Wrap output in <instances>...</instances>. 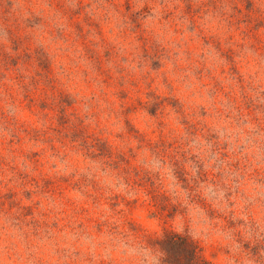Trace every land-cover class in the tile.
Returning a JSON list of instances; mask_svg holds the SVG:
<instances>
[{
	"label": "clouds",
	"instance_id": "clouds-1",
	"mask_svg": "<svg viewBox=\"0 0 264 264\" xmlns=\"http://www.w3.org/2000/svg\"><path fill=\"white\" fill-rule=\"evenodd\" d=\"M0 264H264V0H0Z\"/></svg>",
	"mask_w": 264,
	"mask_h": 264
},
{
	"label": "rangeland",
	"instance_id": "rangeland-1",
	"mask_svg": "<svg viewBox=\"0 0 264 264\" xmlns=\"http://www.w3.org/2000/svg\"><path fill=\"white\" fill-rule=\"evenodd\" d=\"M150 111H152L153 114H155V108L150 109Z\"/></svg>",
	"mask_w": 264,
	"mask_h": 264
}]
</instances>
